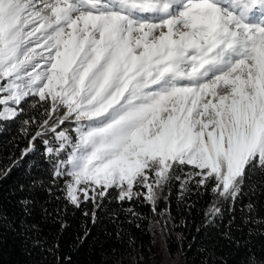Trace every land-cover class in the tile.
Wrapping results in <instances>:
<instances>
[{
  "label": "snow or ice",
  "instance_id": "1",
  "mask_svg": "<svg viewBox=\"0 0 264 264\" xmlns=\"http://www.w3.org/2000/svg\"><path fill=\"white\" fill-rule=\"evenodd\" d=\"M13 122L27 145L0 162V179L39 140L49 172L30 187L64 203L49 212L46 201L40 220L31 219L37 201H18L19 220L0 204V237L19 230L31 264L53 255L61 264L68 209L92 205L81 211L70 245L79 248L115 190L127 223L140 221L135 227L151 235L150 253L159 239L167 264L168 239L187 223L171 214L173 190L186 209L194 190L213 197L204 227L223 222L224 204L235 212L253 176L252 194L264 195V0H0V132ZM141 198L151 217L123 209ZM241 210L246 241L232 235L234 215L219 235L244 249L235 264H264V246L258 252L248 242L264 237V216L251 197ZM109 218L126 251L118 256L113 247L109 256L101 245V260L142 264L143 243L117 224L116 212ZM49 220L59 225L51 244L43 228ZM215 249L212 241L198 247L201 264H228ZM71 260L65 255L63 264Z\"/></svg>",
  "mask_w": 264,
  "mask_h": 264
},
{
  "label": "trees",
  "instance_id": "2",
  "mask_svg": "<svg viewBox=\"0 0 264 264\" xmlns=\"http://www.w3.org/2000/svg\"><path fill=\"white\" fill-rule=\"evenodd\" d=\"M35 131V129H33ZM19 145L17 147L16 145ZM27 145V137L23 135L18 124L16 122L8 124L5 129L0 132V162L7 164L8 158L14 153L15 157H19L20 149ZM44 151L43 145L39 140L36 141V150L29 154L19 165L14 167L6 178L0 179V204H2L4 211L8 214L10 219L19 220L23 215L21 205L18 201L29 198L37 201L38 203L32 204L31 219L40 220L41 205L46 201V207L49 212H54L55 209L61 208L64 201H57L52 197H48L47 194L38 188L30 187V179L45 178L48 177L49 165L45 163L42 155ZM259 179L258 175L252 177L245 187L244 195L240 200L236 202V210L230 214L227 211L228 205L224 204L225 211L222 216V223L218 222L217 227H204L203 212L207 209V205L210 199L208 194L203 190L197 192L194 190V194L191 196V204L193 205L190 209H186L176 199L175 190L171 195V214L175 217L177 224L181 220H186L185 227H178L169 237L168 244L170 246L171 258L167 261V264H201V254L197 251L198 247L202 243L212 241L216 244V254L219 256H225L228 260V264H235V259L238 254L243 253L244 249L239 250L229 245V242L222 239L219 233L225 230L229 220L234 215L235 219L232 223V235L241 238L242 243L246 241V233L250 230L243 222L245 215L244 211L241 210V206L246 204L251 197L256 202L257 209L260 210V215L264 216V195L260 194L259 188L256 190V194H252V190L249 185L256 183ZM23 184L24 190L20 191L18 185ZM110 197L106 198L103 202V208L98 213L97 223L91 227V235L87 241L79 248L70 247L73 244V236L78 229V226L83 222L84 218L81 216V211L84 208L91 210L92 205L86 204L79 211L72 208L68 209V218L71 221V227L64 231L63 235L59 236L61 264H63V257L65 255H71V264H112V259L107 262L101 260L99 255L101 251V245L105 252H109L111 248H117V255H124L126 248L120 244L115 238L116 225H114L110 218L109 213L116 212L118 214V225L133 234L138 242H142L144 246L143 255L144 260L142 264H162L164 261V253L161 249L159 239L156 244L152 247L150 253L147 249L151 246L150 241L151 235L144 232L142 229L135 227L136 223L140 221L133 220L132 223H127V220L131 219L127 211H122L121 206L115 201L116 191L110 190ZM59 195V193H54ZM111 201V202H110ZM141 200H133L131 202L125 201L123 203V209L129 207H135L136 211L143 213L146 216L151 217L152 213L150 207ZM219 203V201H218ZM160 208L165 207L163 200L159 203ZM200 227V232H196V228ZM44 233L47 235V241L51 244L58 236L59 225L49 220L43 225ZM113 233L108 236L105 233ZM176 232L183 233L187 238L184 240H178ZM195 237V240H193ZM250 242L254 245V250L258 251L261 246H264V237H256L253 234V238ZM191 245V247H189ZM25 241L23 236L17 231L5 230L3 236L0 237V264H31L32 257L25 254ZM152 253H155V261L150 257ZM139 254V250L132 255ZM109 256L111 253L109 252ZM45 264H55V256H50ZM124 264H132L131 259H125ZM209 264H213V261L209 260ZM215 264H220L219 260L215 261Z\"/></svg>",
  "mask_w": 264,
  "mask_h": 264
}]
</instances>
